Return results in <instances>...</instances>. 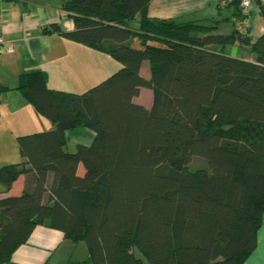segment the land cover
I'll return each mask as SVG.
<instances>
[{
	"label": "trees",
	"instance_id": "trees-1",
	"mask_svg": "<svg viewBox=\"0 0 264 264\" xmlns=\"http://www.w3.org/2000/svg\"><path fill=\"white\" fill-rule=\"evenodd\" d=\"M151 1L63 0L74 29L59 21L42 28L122 64L88 90L50 87L41 69L20 73L15 87L0 83V94L18 90L54 124L18 135L22 160L0 166V264L11 263L39 224L86 244L88 257L69 264H244L256 250L264 32L252 40L238 31L250 16L241 0L227 2L232 14L214 24L151 17ZM229 20L230 32H216ZM234 43L254 59L224 51ZM142 87L152 90L149 108L134 100ZM79 128L93 140L70 151L67 133ZM196 157L205 163L194 167ZM22 174L23 191L5 194Z\"/></svg>",
	"mask_w": 264,
	"mask_h": 264
},
{
	"label": "crops",
	"instance_id": "crops-1",
	"mask_svg": "<svg viewBox=\"0 0 264 264\" xmlns=\"http://www.w3.org/2000/svg\"><path fill=\"white\" fill-rule=\"evenodd\" d=\"M38 1L0 0V9L4 18V36L6 41L14 46L12 53H0V83L11 88L15 87L20 73L32 69L44 70L50 87L70 92L82 93L87 87L102 81L107 72L103 73L102 67L98 66L97 58L100 53L97 54L94 52L96 50L57 34L44 35L41 32L50 22L57 21L56 16L51 15L57 9L56 6L61 5L62 8L63 0L49 3L46 5L48 8L42 10V13L41 9L32 7L33 2L39 3ZM261 9L264 10V0H251L250 16L246 21L249 23V35L252 40L257 39L264 32V15ZM225 11H228L229 15L232 14V10L226 7L224 0H152L148 9L151 17L175 18L178 21L201 20L213 24L216 19H224L221 17ZM60 24L66 30L74 29L71 18ZM232 26L234 27L233 22ZM229 45H233L235 51L227 52L225 46L224 51L227 53L254 59L255 56L250 53L249 46L239 43ZM209 47L216 51L222 50L220 44H212ZM145 62L142 64L141 73L149 78L150 63L147 61L148 65H146ZM145 67L148 71L147 75L143 72ZM143 88L145 87L141 88L140 94ZM139 95L134 100L151 107L153 93L149 104L138 101ZM44 127L54 128V124L42 116L18 90L11 89L5 94H0V166L22 160L17 142L18 135L45 129ZM7 129L11 133H8ZM84 130L83 136L86 135L92 142L94 132L89 128ZM90 143L79 140L75 142V147L77 148L78 144ZM75 149L71 148L70 151ZM84 171L83 164H79L78 173L83 174ZM25 180L26 175L22 174L12 189L5 194H20L24 189ZM2 190L3 188L0 191ZM82 244L84 245L66 238L60 229L39 224L32 231L28 241L14 251L10 264L79 262L89 255L86 244L84 242ZM244 264H264V219L258 232V246Z\"/></svg>",
	"mask_w": 264,
	"mask_h": 264
},
{
	"label": "rangeland",
	"instance_id": "rangeland-1",
	"mask_svg": "<svg viewBox=\"0 0 264 264\" xmlns=\"http://www.w3.org/2000/svg\"><path fill=\"white\" fill-rule=\"evenodd\" d=\"M58 1V0H57ZM39 3H34L33 2V5L32 7H36L37 10H40L41 9V13H42V10L44 11L45 8H48V5L49 3L53 4L55 2V0H39L38 1ZM41 2V3H40ZM40 4H45L43 6H41ZM57 9L53 12V15L51 16H56V19L57 21L59 22H63V21H66L68 19H70L69 17H67L63 12V9L61 8V5L56 6ZM228 14V11H225L222 15L221 18H226ZM131 25L134 26V27H138V24H139V15H137L134 19H132L130 21ZM232 22L230 21H226L221 27H220V32H228V30H231L232 29ZM215 31V30H214ZM89 49V48H87ZM95 50V49H94ZM94 50H91V51H94ZM226 51L227 52H234L235 51V47L233 45H227L226 46ZM243 51V50H241ZM249 51L250 53L254 54V56L256 55L254 52L251 51L250 47H249ZM95 53L99 54L98 56V66L99 67H102V72H107V74L105 75V78L106 79L108 76H110L111 74H113L114 72H116L121 66L122 64L115 60L112 56H110L109 54H106V53H103V52H100V51H94ZM96 59V60H97ZM146 65H148V62L146 61L145 62ZM111 72V73H110ZM146 75L148 74V71H147V68L145 67L144 68V71H143ZM102 79V80H104ZM101 82V81H100ZM90 87H87V89H89ZM86 89V90H87ZM152 100V90L149 89V88H143V92L142 94L139 95V98H138V101L140 102H143V103H147L149 104ZM147 107V106H146ZM149 108V107H148ZM50 123V122H49ZM38 128H41V127H38ZM45 129H37L36 131H40V130H50L49 127H44ZM85 128H79V129H75V130H70L68 131L67 135H68V145H67V148L70 150L71 148H76V144L75 142L81 140L83 142H88L90 143L91 141L87 138V136H83V131ZM7 132L8 133H11L8 131L7 129ZM15 134V133H14ZM7 138H9L10 140V137L8 136ZM9 146H10V141H9ZM205 163V161L202 159V158H194L193 162H192V165L195 167V166H199V165H203ZM192 167V168H194ZM26 179H27V176H26ZM26 182V180H25ZM3 188V185L0 184V190ZM83 242H81V245H84L82 244ZM136 253L138 255H140V253L138 251H136Z\"/></svg>",
	"mask_w": 264,
	"mask_h": 264
},
{
	"label": "built area",
	"instance_id": "built-area-1",
	"mask_svg": "<svg viewBox=\"0 0 264 264\" xmlns=\"http://www.w3.org/2000/svg\"><path fill=\"white\" fill-rule=\"evenodd\" d=\"M231 0H224L225 3ZM241 6L243 7L244 13L250 12L251 0H241ZM239 32L242 34H249V23L248 21H237L236 25ZM14 46L6 41L4 36V18L0 9V53H12Z\"/></svg>",
	"mask_w": 264,
	"mask_h": 264
}]
</instances>
